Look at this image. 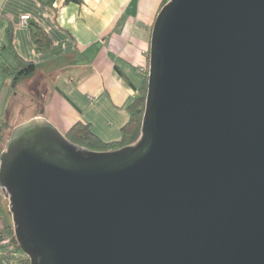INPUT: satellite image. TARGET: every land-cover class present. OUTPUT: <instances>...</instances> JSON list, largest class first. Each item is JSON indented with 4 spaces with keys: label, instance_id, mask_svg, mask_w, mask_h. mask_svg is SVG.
<instances>
[{
    "label": "water",
    "instance_id": "1",
    "mask_svg": "<svg viewBox=\"0 0 264 264\" xmlns=\"http://www.w3.org/2000/svg\"><path fill=\"white\" fill-rule=\"evenodd\" d=\"M0 188L30 264H264V0H168L138 140L93 150L41 111Z\"/></svg>",
    "mask_w": 264,
    "mask_h": 264
},
{
    "label": "crops",
    "instance_id": "2",
    "mask_svg": "<svg viewBox=\"0 0 264 264\" xmlns=\"http://www.w3.org/2000/svg\"><path fill=\"white\" fill-rule=\"evenodd\" d=\"M65 1L0 0V45L4 46L0 56L12 66L16 55L38 65L19 84H25L30 110L23 122L43 111L63 133L82 121L103 141L117 142L130 119L128 106L143 84L153 25L165 0ZM25 14L45 29L49 47H35L30 24L22 22ZM35 84L45 87L42 109H37L30 93ZM17 95L0 67L1 115L20 109L9 102L15 103ZM9 215L0 192V230L10 221Z\"/></svg>",
    "mask_w": 264,
    "mask_h": 264
},
{
    "label": "trees",
    "instance_id": "3",
    "mask_svg": "<svg viewBox=\"0 0 264 264\" xmlns=\"http://www.w3.org/2000/svg\"><path fill=\"white\" fill-rule=\"evenodd\" d=\"M167 1L168 0H165L164 4L167 3ZM65 2H75L81 4L83 0H66ZM29 24L32 30V40L35 47L38 49L49 47L51 45V39L45 29H43L36 22H31V19ZM11 39L12 34H10V42ZM3 49L4 46L0 45V54ZM0 67L3 72L8 74L11 78L12 89H16L23 80L31 77L38 69V65L36 63L27 61L19 55H16V66L10 65L2 56H0ZM143 74L144 80L138 90V96L128 106L130 119L122 127L121 140L119 142L107 143L103 141L92 130L89 124L82 121L76 122L66 133H64L65 136L76 144L98 151L112 150L136 142L141 134L142 118L145 110L148 67H146L143 71ZM30 93L33 95L34 101L38 105L37 109H42L45 87L35 84L30 87ZM22 122L23 121L20 123ZM7 129H9V123L6 119L2 118L0 113V153L3 150L2 146L5 145L8 139V136L6 135ZM0 257H2L0 264H30L28 256L23 252L16 240L11 216L10 221H7L6 225L0 230Z\"/></svg>",
    "mask_w": 264,
    "mask_h": 264
},
{
    "label": "rangeland",
    "instance_id": "4",
    "mask_svg": "<svg viewBox=\"0 0 264 264\" xmlns=\"http://www.w3.org/2000/svg\"><path fill=\"white\" fill-rule=\"evenodd\" d=\"M20 87H18L17 89H13V91L17 92L18 95H17V100H15L16 102L14 103V101H9L10 104H14L12 105L15 106V104H19L20 106V109H18L16 111V109L10 113V112H6L7 110H5L4 112H2V118L6 119L9 123V129H7L6 131V135L9 137L12 129L18 125V123H20L21 121L25 120L27 118V115L29 114L30 110H29V107H28V95H26V92L23 90L25 89V84H22V85H19ZM9 104V107H11ZM18 108V107H17ZM121 140V139H120ZM119 140V141H120ZM117 141V142H119ZM4 146L3 145V149H4ZM0 192L4 195V193L2 192L1 188H0ZM5 201H6V204L8 206V200L7 198L5 197Z\"/></svg>",
    "mask_w": 264,
    "mask_h": 264
},
{
    "label": "built area",
    "instance_id": "5",
    "mask_svg": "<svg viewBox=\"0 0 264 264\" xmlns=\"http://www.w3.org/2000/svg\"><path fill=\"white\" fill-rule=\"evenodd\" d=\"M22 22L26 25L29 23L31 16L28 14L22 15ZM2 261V257H0V262Z\"/></svg>",
    "mask_w": 264,
    "mask_h": 264
}]
</instances>
